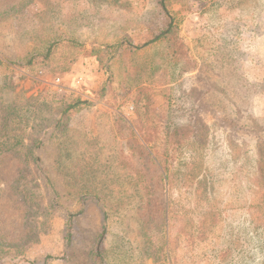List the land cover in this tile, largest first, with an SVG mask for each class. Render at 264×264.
<instances>
[{"label":"rangeland","instance_id":"obj_1","mask_svg":"<svg viewBox=\"0 0 264 264\" xmlns=\"http://www.w3.org/2000/svg\"><path fill=\"white\" fill-rule=\"evenodd\" d=\"M162 1L0 0V123L2 105L18 113L0 141L27 145L26 161L0 154V264H264V0H169L175 63L168 40L143 45L171 22ZM120 38L143 46L99 63L93 48ZM77 98L67 132L45 126ZM120 116L161 155L169 127L200 124L171 164L165 251L121 164Z\"/></svg>","mask_w":264,"mask_h":264},{"label":"trees","instance_id":"obj_2","mask_svg":"<svg viewBox=\"0 0 264 264\" xmlns=\"http://www.w3.org/2000/svg\"><path fill=\"white\" fill-rule=\"evenodd\" d=\"M168 1L169 0H163L162 2L166 14L171 16V22L161 34L157 35L154 39L147 41L143 45L148 46L162 39L168 40L169 51L167 53L170 60H172L171 62L175 60L173 62L175 63L178 60L180 61L181 57H186V49L182 48L181 40L178 37L175 17L171 15V12L169 11ZM73 41L74 40H71V42ZM143 45H139L130 38H120L112 43L100 44L99 47L93 48L92 54L95 56L96 60L101 63L105 59L113 60L116 58H122L125 54L132 56ZM52 50L53 45L50 43L44 56L48 57ZM3 65L4 63L0 60V66ZM2 106L3 115L0 123V131L9 130V128L10 131H12L13 125L11 124L12 120H14L13 116L18 117L17 108L10 106L6 107L4 105ZM88 106L89 104L87 101H83L80 98L74 99L68 104L62 106L61 109L54 114V117L47 119L48 123H46L45 126L50 128L56 126L55 133H65L69 128L73 114ZM19 123H21V121ZM25 123H27V120ZM116 125L118 127V132L126 140L128 150L127 152H123L121 154V164L126 170H129V168L132 169V172H130L131 176L135 174L141 203L139 212L145 216L144 226L148 228L154 222L159 223L162 227L164 240L157 248H159V251H165V243L167 242V239H165L167 222L165 220H168V223H170L173 214L172 210L170 209L169 211L166 207V203L164 201L167 187L169 186L170 189L173 177H175L171 164L174 163L178 157L177 153H179V149L181 150L190 139L196 138L199 135L200 124L194 121L183 125H174V127H169L165 131L164 139L166 144L167 141L172 144V149H166L162 155L154 152V149L150 146V142L153 138L146 137L144 139L146 143L141 142L136 132L138 126L136 123L130 122L125 117L120 116L116 121ZM39 126H42V124ZM139 126L142 127V123ZM22 130L26 139L27 125L22 128ZM16 138L17 140L15 142V138L11 142L0 141V154L6 155L9 153L19 159L24 158L21 153H14L17 145L27 146L24 141V137L18 136ZM159 139L160 138L155 140L158 142ZM39 144V139H36L34 141V146L38 147ZM33 159L35 164H37V157L33 156ZM24 161H26L25 158ZM36 166L38 167V165ZM166 209L168 210L167 216ZM159 218L164 219L160 220Z\"/></svg>","mask_w":264,"mask_h":264}]
</instances>
